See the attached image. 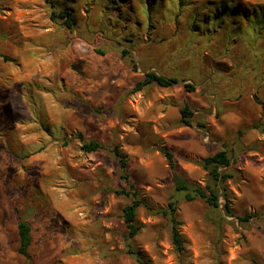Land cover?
Returning <instances> with one entry per match:
<instances>
[{
  "label": "rangeland",
  "instance_id": "obj_1",
  "mask_svg": "<svg viewBox=\"0 0 264 264\" xmlns=\"http://www.w3.org/2000/svg\"><path fill=\"white\" fill-rule=\"evenodd\" d=\"M232 1L0 0V264H264V27ZM63 8L75 25L57 16ZM148 71L178 81L133 91ZM91 139L101 147L86 152ZM116 145L151 207L137 208L131 239ZM160 147L201 187L204 157L227 150L218 208L174 189ZM170 199L179 251L159 212ZM19 217L31 226L29 257L17 250Z\"/></svg>",
  "mask_w": 264,
  "mask_h": 264
},
{
  "label": "trees",
  "instance_id": "obj_2",
  "mask_svg": "<svg viewBox=\"0 0 264 264\" xmlns=\"http://www.w3.org/2000/svg\"><path fill=\"white\" fill-rule=\"evenodd\" d=\"M180 2V0H178ZM232 10L236 14L243 17V19H248L250 17L258 25L257 28L261 29L262 25L264 27V5L250 6L249 4L242 3L238 0H233ZM146 6L151 3L149 1H144ZM64 19L67 26H73L76 24V19L72 13V10L68 8L59 9L58 15ZM206 32H208L209 26L206 27ZM205 30V29H204ZM216 29H211V33ZM215 35V34H214ZM101 52V51H100ZM123 53H127L126 50H122ZM176 77L166 76L163 74H158L155 71H148L144 74L142 79L137 80L133 87V91L140 90L149 84H156L161 87H169L177 82ZM187 90H193L191 84H185ZM181 118L180 121L183 124L190 125V119L193 115V111L187 103H184L180 107ZM82 138V137H81ZM101 147L98 140L91 139L88 141H83L81 148L86 152H94ZM113 154L118 162V167L121 172V178L127 183V189H120L117 192L130 196V201L122 206L120 216L123 220L124 226L127 229V237L129 239L136 236L139 231V225L136 221L137 208L141 205L151 208L149 204L145 202L144 199L138 196L136 187L129 181V176L127 172V160L123 152L116 145L112 149ZM160 152L166 158L169 169L173 174L174 189L176 191L182 192L183 197L186 200H192L194 198H201L204 200L211 208L216 209L220 205L218 190L222 189V194L225 195V181L232 177V173L229 170V165L231 163L230 154L225 149H219L216 152L204 157L202 160V166L207 171L208 183L204 187H201L197 183H191L180 176L176 170L175 160L171 151L165 147H160ZM223 210L226 215L231 216L233 212L231 210L229 201L223 204ZM162 215L167 216L171 222V239L172 243L177 251L182 249V239L178 230V225L180 221L177 219V201L176 199H170L166 208L159 211ZM241 222H247L250 218L249 214H244L238 217ZM17 238H18V252L29 257V247L31 244V226L28 220L19 217L16 225ZM127 253L134 254L135 250L131 247L128 248ZM139 264H148L147 261L137 260Z\"/></svg>",
  "mask_w": 264,
  "mask_h": 264
},
{
  "label": "clouds",
  "instance_id": "obj_3",
  "mask_svg": "<svg viewBox=\"0 0 264 264\" xmlns=\"http://www.w3.org/2000/svg\"><path fill=\"white\" fill-rule=\"evenodd\" d=\"M35 119H36V117H33V121H34V126H35ZM54 155V154H53ZM59 159V157H55V160H58ZM53 163H54V161H53ZM43 167H49V166H43ZM42 171V167H37L36 168V172L37 173H39V172H41ZM37 179H39V177L37 176ZM57 183H62V181H57ZM47 186V185H46ZM98 194V193H97ZM89 198H91V194L89 193Z\"/></svg>",
  "mask_w": 264,
  "mask_h": 264
}]
</instances>
